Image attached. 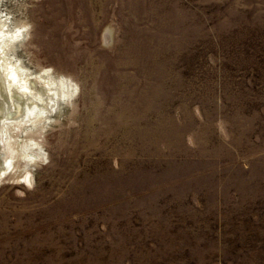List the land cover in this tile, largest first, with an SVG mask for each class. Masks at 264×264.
Here are the masks:
<instances>
[{"label":"rangeland","instance_id":"obj_1","mask_svg":"<svg viewBox=\"0 0 264 264\" xmlns=\"http://www.w3.org/2000/svg\"><path fill=\"white\" fill-rule=\"evenodd\" d=\"M2 32L72 90L0 107V264H264V0H0Z\"/></svg>","mask_w":264,"mask_h":264},{"label":"bare ground","instance_id":"obj_2","mask_svg":"<svg viewBox=\"0 0 264 264\" xmlns=\"http://www.w3.org/2000/svg\"><path fill=\"white\" fill-rule=\"evenodd\" d=\"M16 33L0 34V69L3 75H0L1 113L5 116L4 120L17 117L23 120L28 117L30 122L36 118L35 114H39L41 119H46L57 102L70 94L72 84L68 78L56 77L48 69L38 73L30 71L14 53ZM1 36L3 40L7 38V41L4 42Z\"/></svg>","mask_w":264,"mask_h":264}]
</instances>
